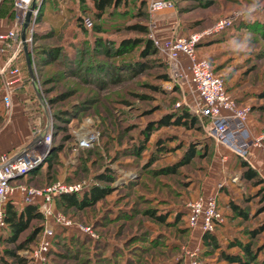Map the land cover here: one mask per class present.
<instances>
[{
  "label": "rangeland",
  "instance_id": "rangeland-1",
  "mask_svg": "<svg viewBox=\"0 0 264 264\" xmlns=\"http://www.w3.org/2000/svg\"><path fill=\"white\" fill-rule=\"evenodd\" d=\"M139 3L130 0L126 8L99 19L92 16L89 3L81 5L78 0H35L29 5L23 35L30 68L28 72L22 50L12 65L22 86L12 99L9 115L0 102V129L18 123L17 115L28 128V142L32 130H49L47 153L27 173L40 170L23 179L25 185L34 189L56 183L78 186V191L71 192L77 197L92 186L106 188L107 193L82 210L55 202V214L32 224L40 227L39 232L16 254L31 264H185V251L196 248L203 264H227L219 259V250L204 248L201 232L185 222L187 202L211 197L221 219L212 235L221 250L238 254L237 249L225 248L235 236L249 242L257 253L251 264H264V229L252 240L246 235L264 225V210L258 212L264 207V184L253 188L240 179L239 158L214 142L206 119L188 110L193 97L187 74L180 81L171 80L165 54L151 41L202 35L217 19L233 17L226 30L201 37L196 55L217 69L235 104L247 108L246 128L252 140L264 127V98H260L264 92V0H174L171 9L154 15ZM13 4V0L0 2V34L11 27ZM83 18L90 20L89 28L81 25ZM134 24L145 27L144 37L156 50L155 57L144 59L149 68L135 75L121 65L143 62L138 48L114 54L121 40L142 37L129 30ZM48 50L54 58L45 55ZM160 74L165 80H158ZM1 90L0 79V94ZM182 109L195 118L190 129L154 128L144 141L141 132L148 122ZM85 132L95 139L80 145L77 138ZM159 139L165 141L162 152L156 149ZM189 146L195 148L194 156L183 165ZM53 148L58 153L48 168L44 160ZM260 157L259 150L251 147L243 160L256 167ZM171 166L174 172L161 174L160 169ZM101 173L109 180L99 181L96 177ZM230 204L243 209L246 218H238ZM14 205L20 208V203ZM147 209L165 215L164 222L157 224L144 216ZM56 215L70 225L64 227ZM45 224L52 229L48 239L42 236ZM4 230L0 225V258L13 247L3 242ZM45 241L46 251L38 252Z\"/></svg>",
  "mask_w": 264,
  "mask_h": 264
},
{
  "label": "built area",
  "instance_id": "built-area-1",
  "mask_svg": "<svg viewBox=\"0 0 264 264\" xmlns=\"http://www.w3.org/2000/svg\"><path fill=\"white\" fill-rule=\"evenodd\" d=\"M35 0H13V18L9 29L0 34V79L2 81L1 103L6 115L10 114L12 99L22 86L18 70L12 67L16 55L27 45L23 35L27 24L22 30L30 6ZM1 2V0H0ZM30 5V6H29ZM173 7L172 0H146V9L154 15ZM233 17L217 19L210 28L200 34L187 37L177 36L158 43L151 39L153 45L160 49L166 57V73L173 81H180L183 73L187 74V84L192 94V100L187 104L188 110L198 118L206 119L210 136L215 143L225 147L234 156L244 159L249 149L256 148L264 159V127L252 140L246 128L247 108L239 107L227 93L220 76L213 72L210 63L196 55V47L201 37L221 33L232 25ZM82 25L91 26L89 19L83 18ZM87 136L88 139H83ZM38 137L39 140L30 148H20L14 155H0V225L2 211L7 202L12 204H35L43 218L54 215L53 198L58 194H69L78 191L79 187H66L56 183L42 189H34L25 184L16 183L18 177H23L35 167L45 156L49 148V130H32L29 142ZM95 137L90 132L80 134L77 141L86 145ZM28 142V143H29ZM225 158L223 157V160ZM186 225L201 233H212L217 223L221 221L217 213L214 198H194L186 204ZM56 221L64 227L70 221L56 215ZM52 229L45 224L42 236L48 239ZM47 241L42 242L38 252L46 251ZM38 253L35 252L34 256ZM185 264H203L198 249L185 251Z\"/></svg>",
  "mask_w": 264,
  "mask_h": 264
},
{
  "label": "trees",
  "instance_id": "trees-1",
  "mask_svg": "<svg viewBox=\"0 0 264 264\" xmlns=\"http://www.w3.org/2000/svg\"><path fill=\"white\" fill-rule=\"evenodd\" d=\"M129 1L130 0H78V2L81 5L84 3L90 4L92 16L95 17L96 19H99L104 15H108L111 12L116 11L121 7L126 8L129 5ZM137 1L140 2L139 3L140 8H142L143 4L146 7V0H137ZM173 1L174 0H172V2ZM195 1L201 2L202 0H195ZM261 26L264 32V23ZM129 30L136 31L138 32V34H142V37H134V38H128V39L121 40L118 46L116 47L114 54L116 55L127 54L133 51L134 49L138 48V52H137V54L139 55L138 58H140V60L143 59V62L141 61L140 63L136 62L134 64L121 65L122 68L125 66L128 72H131L133 73V75H135L149 68L147 67L149 66L147 65L148 63H146L147 61H144V59L147 57H155L156 50L154 49L150 41L144 37L145 32H146V29L144 26L134 24L130 26ZM99 44L100 43L98 42V39H97V45ZM52 53L53 51L48 50L47 52H45V55L49 58H54ZM216 70L217 69L213 68V72L215 74H216ZM165 78L166 76L164 74L158 75V80H165ZM260 96H261L260 98H264V92H262ZM25 110L27 109L25 108ZM194 123H195V118L191 116L189 113H187V111L182 109L177 112L174 111V113L163 114L157 120L153 122H148L141 133L145 134L144 141H146L149 133L154 128L160 129L163 127H183L185 129H190L194 125ZM164 143L165 141H162L161 139H159L156 142V145L159 146L156 149L159 152H162L163 150H165ZM137 149H139V147ZM193 149L195 148L192 146H189L187 150L184 152L182 159H181V162L183 165L188 164L189 160L193 158L194 156ZM136 151L137 150H135V152ZM57 153H58V149L56 150L55 148H53L49 152V156L45 158L44 164L48 168H49V165H47V163H51L50 160L54 159ZM238 158L240 160L239 164L241 168L240 179L244 183L250 184L253 188H256L257 186L264 184V181L261 178H259L258 173L254 169H252L245 160H243L240 157ZM174 168L175 166L166 167L165 169H160V172L161 174L168 175L171 172H174L173 170ZM39 170L40 169H37V170L35 169L27 173L25 176L16 179L15 180L16 183L25 184V182H23V179L27 177L29 178L30 176L35 175L37 172H39ZM96 178L99 181L109 180V177L107 176L106 173L98 174ZM47 186H50V184L44 185L42 186V188H45ZM42 188H39V189H42ZM106 193H107L106 188L92 186L88 191L84 192L81 195V197H77L73 193L58 194L53 198V202L54 203L56 202L61 207L64 206L67 208L69 207V208H74L76 210H82V209L94 206L97 202L102 200L103 197H105ZM19 206L20 208L17 209L15 208L14 204L7 202L3 207L2 223L5 228L4 230L5 234L3 235L2 240L6 244H13V247L11 249H5L3 251L2 257L0 258V264H31L25 258L18 256L16 252L20 250H24V248H26L27 245L32 243L36 234L40 230V227L38 225L32 227V224L33 223L40 224L42 222V216L37 211V207L35 204H21ZM229 208L231 209L233 213H235V215L238 218L240 219L246 218V215L243 209H240L234 204H230ZM263 210H264V207H262V210L258 212H261ZM143 214L144 216L148 217L150 220H152L153 222L157 224H162L165 220V215L155 214V210L153 209H147L146 211L143 212ZM29 228H30V231L28 235L22 240L19 239L21 234L26 232ZM263 229H264V225L259 226L253 230L247 231L246 235L250 240H252ZM200 242L204 248L208 247L212 250H219V259L222 261H225L227 264H251L257 257V253L251 247V244L249 242L242 243L238 241L237 239H233L232 241L227 243L225 247L227 250L233 247H237L241 255L228 254L224 252L223 250H220L218 242L216 238L214 237V235H212V233H205V232L201 233ZM9 260L11 261L8 262ZM169 264H175V263L172 262Z\"/></svg>",
  "mask_w": 264,
  "mask_h": 264
},
{
  "label": "crops",
  "instance_id": "crops-1",
  "mask_svg": "<svg viewBox=\"0 0 264 264\" xmlns=\"http://www.w3.org/2000/svg\"><path fill=\"white\" fill-rule=\"evenodd\" d=\"M0 100H1V94H0ZM1 102V101H0ZM23 110V107H21ZM20 109H14V111H18ZM16 113V112H15ZM20 115V114H19ZM15 120L18 121V123H12V125H7L6 127H1L0 129V155H9L12 156L11 153L14 152L18 147H22L25 143H27V134H28V128L25 126L24 119L17 118V115H15ZM24 118V117H23ZM248 165L254 169L261 177L264 178V159L260 157L259 160L256 161L257 166L251 164V162L246 160ZM200 239V236H199ZM237 239L238 241L245 243L244 241L239 240L237 237L232 236L231 240ZM229 241V242H230ZM228 242H226L227 245ZM226 247V246H225ZM219 249L221 250V247L219 246ZM237 249L238 254L240 255V251L237 247L230 248L228 250Z\"/></svg>",
  "mask_w": 264,
  "mask_h": 264
},
{
  "label": "water",
  "instance_id": "water-1",
  "mask_svg": "<svg viewBox=\"0 0 264 264\" xmlns=\"http://www.w3.org/2000/svg\"><path fill=\"white\" fill-rule=\"evenodd\" d=\"M27 17H28V14H27V16H26V18H25V22L27 21ZM25 27H26V23H24L22 30H24ZM22 50H23V53H24V59H25L26 67H27L28 72H29V68H30V66H29L28 57H27L26 49H25V46H24V45L22 46ZM38 140H39L38 137L32 139L29 143H27V144L23 147V150H26V149L30 148V147H31L33 144H35Z\"/></svg>",
  "mask_w": 264,
  "mask_h": 264
},
{
  "label": "bare ground",
  "instance_id": "bare-ground-1",
  "mask_svg": "<svg viewBox=\"0 0 264 264\" xmlns=\"http://www.w3.org/2000/svg\"><path fill=\"white\" fill-rule=\"evenodd\" d=\"M83 139H88V137L87 136H84Z\"/></svg>",
  "mask_w": 264,
  "mask_h": 264
}]
</instances>
